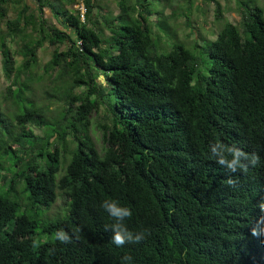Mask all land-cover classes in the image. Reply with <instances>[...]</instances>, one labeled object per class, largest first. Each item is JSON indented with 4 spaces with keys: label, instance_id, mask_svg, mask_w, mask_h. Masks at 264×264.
I'll return each instance as SVG.
<instances>
[{
    "label": "trees",
    "instance_id": "16d2710c",
    "mask_svg": "<svg viewBox=\"0 0 264 264\" xmlns=\"http://www.w3.org/2000/svg\"><path fill=\"white\" fill-rule=\"evenodd\" d=\"M36 1L37 10L0 0V264H120L125 255L132 264H264V9L236 0L233 24L207 0L222 23L216 38L162 52L176 31L149 0H111L112 21L99 0ZM44 8L64 32L47 25ZM46 45L54 49L41 67ZM191 49L207 58V74ZM45 77L48 103L35 93ZM53 104L62 107L50 120ZM99 105L97 150L88 132ZM215 142L256 152L261 164L230 174L209 158ZM59 195L66 208L53 214L65 216L43 218ZM105 199L132 210L125 224L144 233L140 243H111ZM58 229L70 244L53 239Z\"/></svg>",
    "mask_w": 264,
    "mask_h": 264
},
{
    "label": "rangeland",
    "instance_id": "374dc122",
    "mask_svg": "<svg viewBox=\"0 0 264 264\" xmlns=\"http://www.w3.org/2000/svg\"><path fill=\"white\" fill-rule=\"evenodd\" d=\"M152 9L155 12H162L164 16L167 17L168 23L172 28L175 29L176 34L174 32L171 33V37L165 43V46L162 49V52L169 51L171 45L175 43H183L187 48L192 47L195 41H198V44H203L202 40H214L216 38L217 33L221 29L222 23H216L214 20L215 13V4L213 2H209L207 0H149ZM257 4L264 9V0H256ZM99 5L103 9V13L105 14L106 20L112 21L115 16L119 13V10L116 4L111 0H99ZM214 2H218L224 11V17L227 21L233 24H237L239 22V13L236 7V0H214ZM79 3V2H78ZM28 4L37 10L38 3L36 0H28ZM79 5H75L74 8L79 7ZM96 12V11H95ZM94 12V13H95ZM9 17L13 18L14 13L10 11ZM43 18L46 20L47 25L54 26L57 29L62 30V28L57 24V21L51 14L48 8L43 9ZM160 18V16L152 15L150 17V21L156 22V20ZM117 24L119 23L116 22ZM4 30L3 25L0 23V31ZM70 33L71 30L69 29ZM108 35V33H106ZM200 45V44H199ZM201 46V45H200ZM54 47L44 46L39 49L38 57L40 61V66L42 67L51 56ZM190 49V48H189ZM59 50H65V46H59ZM192 52L197 56L201 63L199 67V71L202 74H207V68L209 66V62L207 58L201 54V50L191 49ZM41 69V68H40ZM42 73V69L40 70ZM98 81L104 82L103 77L99 76ZM44 83V84H43ZM36 86V100L38 102L48 103L49 101H55L52 97H48L45 95V92L52 93L51 84L49 80L45 77V81ZM8 85V82L2 77L0 73V91L5 90V87ZM81 89H75L74 93H79ZM58 106H61L57 104ZM56 104L49 106L52 113L49 114L50 120H55L57 117V111H54L57 107ZM62 107V106H61ZM105 106L99 105L98 110L96 112L91 113L89 117V136L97 150H100L103 147L102 139H101V131L99 129V124L103 121V115L105 114ZM34 133L38 136H43V130L39 128H34ZM63 168L62 164L60 165V170ZM59 175V173H58ZM66 208L64 200L58 196L56 204L49 212H45L43 218L50 220L54 218H62L65 215H56L53 213L63 212ZM52 211V212H51ZM53 214V215H50ZM47 217V218H46ZM43 240H46L48 237H43Z\"/></svg>",
    "mask_w": 264,
    "mask_h": 264
},
{
    "label": "clouds",
    "instance_id": "9594fccd",
    "mask_svg": "<svg viewBox=\"0 0 264 264\" xmlns=\"http://www.w3.org/2000/svg\"><path fill=\"white\" fill-rule=\"evenodd\" d=\"M211 153L210 159H215L216 162L223 166L230 174H246L249 169L256 168L261 164V158L256 152L247 153L241 148L233 145H225L222 142H215L209 145ZM230 175L226 181L229 187H235L238 181ZM100 207L114 221L110 225L105 226L106 231L112 233L111 243L117 248L124 246L126 243H140L144 238V233H134L128 229L125 221L132 216V210L129 207L121 206L119 201L105 199L101 202ZM260 211L264 213V202L259 204ZM264 219V217H262ZM255 235V231L253 232ZM261 234H264V228L261 229ZM53 239L60 244L67 245L72 242V236L62 229H58L53 234ZM120 264H132V257L125 255L121 258Z\"/></svg>",
    "mask_w": 264,
    "mask_h": 264
},
{
    "label": "built area",
    "instance_id": "2783aa9c",
    "mask_svg": "<svg viewBox=\"0 0 264 264\" xmlns=\"http://www.w3.org/2000/svg\"><path fill=\"white\" fill-rule=\"evenodd\" d=\"M79 9H80V12H81V17H83V14L85 13V9L83 8L82 5L79 7Z\"/></svg>",
    "mask_w": 264,
    "mask_h": 264
}]
</instances>
